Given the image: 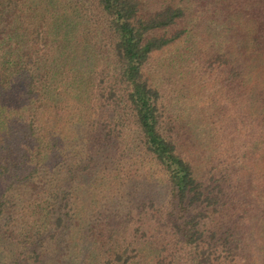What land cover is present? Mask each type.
I'll use <instances>...</instances> for the list:
<instances>
[{"label":"trees","instance_id":"1","mask_svg":"<svg viewBox=\"0 0 264 264\" xmlns=\"http://www.w3.org/2000/svg\"><path fill=\"white\" fill-rule=\"evenodd\" d=\"M0 264H264V0H0Z\"/></svg>","mask_w":264,"mask_h":264}]
</instances>
